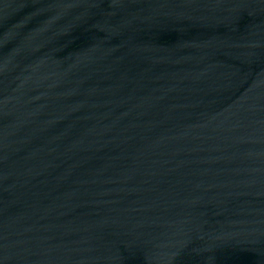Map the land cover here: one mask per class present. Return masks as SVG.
<instances>
[{"label":"water","instance_id":"water-1","mask_svg":"<svg viewBox=\"0 0 264 264\" xmlns=\"http://www.w3.org/2000/svg\"><path fill=\"white\" fill-rule=\"evenodd\" d=\"M0 264H264V0H0Z\"/></svg>","mask_w":264,"mask_h":264}]
</instances>
